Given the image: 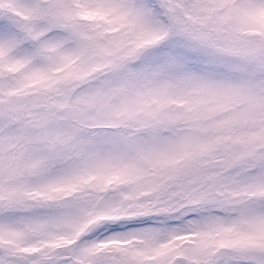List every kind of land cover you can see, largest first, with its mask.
I'll return each mask as SVG.
<instances>
[{
	"label": "snow or ice",
	"instance_id": "snow-or-ice-1",
	"mask_svg": "<svg viewBox=\"0 0 264 264\" xmlns=\"http://www.w3.org/2000/svg\"><path fill=\"white\" fill-rule=\"evenodd\" d=\"M0 264H264V0H0Z\"/></svg>",
	"mask_w": 264,
	"mask_h": 264
}]
</instances>
